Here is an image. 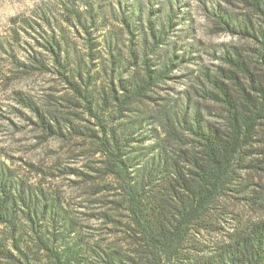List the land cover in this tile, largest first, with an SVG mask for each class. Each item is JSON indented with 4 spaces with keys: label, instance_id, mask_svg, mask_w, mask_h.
<instances>
[{
    "label": "rangeland",
    "instance_id": "374dc122",
    "mask_svg": "<svg viewBox=\"0 0 264 264\" xmlns=\"http://www.w3.org/2000/svg\"><path fill=\"white\" fill-rule=\"evenodd\" d=\"M251 3L0 0V173L13 195L31 194L30 213L37 198V235L69 264H101V258L116 253L129 256L134 248L123 185L129 181L143 188L142 205L151 211L161 195L150 185L157 179L148 177L151 171L146 174L150 161L179 149L193 152L198 142L185 130L193 118L202 125H222L221 106L202 94L211 87L206 73L216 76L218 68L230 69L222 57L240 56L252 77L261 75L260 44L238 32L246 27L257 34L263 25ZM219 16L237 32L220 24ZM151 27L165 36L155 50ZM52 34L59 38L64 77L80 95L42 48ZM144 59L155 73L168 71L167 78L146 99L121 107L119 82L142 79ZM257 134L261 140L253 143V152L264 147V122ZM110 154L125 163L126 175ZM253 157L248 159L261 156ZM241 175L243 183L264 190V177L244 170ZM43 204H53L55 222L49 220V208L41 216ZM256 209L229 208L233 215L220 224L218 234L199 242L213 248L239 220L264 218ZM13 210L14 239L0 225V244L7 250L17 244L31 261L53 264L21 215L26 207L17 203ZM192 247L194 238L182 256Z\"/></svg>",
    "mask_w": 264,
    "mask_h": 264
},
{
    "label": "trees",
    "instance_id": "16d2710c",
    "mask_svg": "<svg viewBox=\"0 0 264 264\" xmlns=\"http://www.w3.org/2000/svg\"><path fill=\"white\" fill-rule=\"evenodd\" d=\"M251 2L262 18L263 25L258 27L257 34L246 27L238 32L254 38L260 44L261 75L252 77L244 59L230 55L222 57L230 69L218 68L216 76L206 73L205 78L211 87L202 94L207 100L221 106L219 117L222 125H202L194 116L193 124L188 123L185 129L198 142L193 152L179 149L174 156L157 155V159L150 161L146 174L151 171L148 177L157 179V182L150 185L154 192L161 195L157 206L151 211L147 212L142 205L143 188L132 186L129 181L124 183L126 212L132 225L130 237L134 249L129 256L116 253L101 258V264H264V218L260 216L249 222L239 220L232 227V233L225 235L213 248L198 240L205 235L218 234L220 224L226 222L228 215H233L229 212L231 207L245 211H255L257 207L259 214L264 213V190L258 185L241 181L242 170L264 177V147L254 152L251 150L253 143L261 140L257 132L264 122V0ZM218 19L227 30L237 32L229 26L228 19L221 16ZM149 34L154 50L163 45L165 36L162 29L155 31L151 27ZM44 42L42 48L51 56L65 79V67L60 61L59 38L52 34ZM143 65L142 79L119 82L122 91L121 107L146 99L149 90L167 78L168 71L155 73L146 59ZM65 81L74 93L80 95L75 84ZM98 141L105 148L103 138ZM110 155L115 166L126 175L128 170L125 163L118 155ZM253 155L261 157L248 159L255 158ZM5 179V175L0 173V225L10 231L13 240V209L17 203L22 204L26 211H22L21 215L28 221L31 232L36 234L37 247L46 252L53 264H69L57 250L49 246V240H43L37 235V198L33 201L30 213L31 194L28 193L26 198L14 188L17 194L13 195ZM47 208L49 220L55 222L53 204L39 207V210L42 209L39 211L41 216ZM191 238L195 240V247L184 257L181 254L183 247ZM0 257L4 259L3 264H37L17 244H13L9 250L0 244Z\"/></svg>",
    "mask_w": 264,
    "mask_h": 264
}]
</instances>
